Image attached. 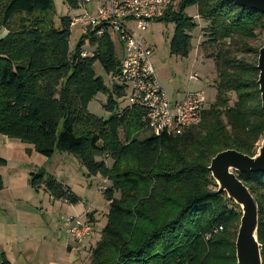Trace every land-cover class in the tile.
I'll list each match as a JSON object with an SVG mask.
<instances>
[{"label": "trees", "instance_id": "16d2710c", "mask_svg": "<svg viewBox=\"0 0 264 264\" xmlns=\"http://www.w3.org/2000/svg\"><path fill=\"white\" fill-rule=\"evenodd\" d=\"M64 1L78 7L77 0ZM191 6L208 22L203 43H223L212 56L215 99L200 123L181 134L141 138L147 128L142 109L118 104L125 88L118 82L120 57L108 29L96 35L84 28L71 48L73 17L55 23L52 0H0V29L5 30L0 37V135L31 144L46 157L69 153L89 176L99 174L110 183L103 192L109 205L106 223L88 264H237L241 211L225 193H217L208 165L225 149L252 156L264 136L256 60L237 57L225 44L226 39L255 38L264 13L232 0H180L155 20L174 25L172 55L187 57L191 50L196 24L185 15ZM95 63L114 81L111 87L96 74ZM99 92L106 96L107 119L88 111ZM230 93L236 98L232 104ZM5 163L0 157V165ZM238 177L258 205L264 264V172ZM29 183L56 199L80 200L43 170L30 174Z\"/></svg>", "mask_w": 264, "mask_h": 264}, {"label": "crops", "instance_id": "0c3cea01", "mask_svg": "<svg viewBox=\"0 0 264 264\" xmlns=\"http://www.w3.org/2000/svg\"><path fill=\"white\" fill-rule=\"evenodd\" d=\"M101 4L103 2L95 5V8ZM172 26L174 30V25ZM4 33L5 30L0 29V37ZM53 155L46 157L36 152L31 144L0 135V157L6 160L4 165H0L3 183L0 189V264L89 262L90 250L99 240L100 231L105 225L98 227L102 222L101 215L104 214L95 209L90 190L86 194L80 193L68 181L57 180L80 198L73 204L50 196L43 186L34 190L29 183L30 174L39 170L54 177L48 171ZM69 157L71 156L61 157L64 164L71 160ZM97 176L100 180L96 189L103 185L109 186L107 179ZM97 176L93 178L98 179ZM85 185L89 187L91 182L88 181L83 186ZM72 216L79 219L87 216L93 223L90 235L80 242L74 240L64 229L65 218Z\"/></svg>", "mask_w": 264, "mask_h": 264}, {"label": "rangeland", "instance_id": "374dc122", "mask_svg": "<svg viewBox=\"0 0 264 264\" xmlns=\"http://www.w3.org/2000/svg\"><path fill=\"white\" fill-rule=\"evenodd\" d=\"M106 1L108 0L78 1V7L72 9L66 5L64 0H52L53 20L55 23H58L63 16H69L72 18L84 12L93 13L97 9L95 8V5ZM185 15L191 17L192 21L196 24L194 29L190 32L191 50L187 57H180L169 53L168 46L173 33V23L163 20L153 21L145 32H138L133 26L132 28L137 35H142L145 41L153 46V67L161 85L168 93L170 99L175 101L183 98L187 92L202 91L206 102L205 108H207L208 105L213 103L216 95L215 60L212 56L216 54L221 46H223V43H203L208 36V22L197 15V9L195 6L188 7L185 10ZM194 15H196V18ZM83 30L84 28L79 24H72L70 27L71 47L75 46L79 37L84 33ZM110 33L116 52L121 59V45L118 42L116 35L112 32ZM255 34L256 36L253 39H235L234 41L226 39L225 44L226 46H229L232 53L236 54L237 57L255 59L257 63L258 50L264 44V25L256 29ZM94 70L96 74L103 77L107 86H112L114 81L109 75H106L102 71L98 63L94 64ZM235 100V94L230 93L229 104H232ZM105 102L106 96L101 92L97 93L87 105L89 113L99 118H109L110 113L103 108ZM118 104L120 107L128 105L125 96L123 99H118ZM150 134L151 131L147 127L144 131L139 133V137L142 138ZM64 155L71 156L69 157L71 160L65 164L63 163L64 160L61 158ZM73 157L74 156L69 153L56 152L52 157L50 166H48V171L54 175L56 180L68 181L73 189L80 193L86 194L90 190L91 198L94 200L95 209H97L98 213L104 214L101 215L102 222L98 224V227L101 224L104 225L106 222V215L109 211V205L103 197V193L95 188L97 182L100 180V177L97 176L99 174L89 176L86 169L79 166L77 163L76 160L78 159L75 160V157ZM106 163L110 165L111 160L106 159ZM95 176H97L98 179L93 178ZM88 181L91 182V185L89 187H87V185L83 186ZM118 195V193L115 194L116 197ZM83 219H85V217Z\"/></svg>", "mask_w": 264, "mask_h": 264}, {"label": "built area", "instance_id": "2783aa9c", "mask_svg": "<svg viewBox=\"0 0 264 264\" xmlns=\"http://www.w3.org/2000/svg\"><path fill=\"white\" fill-rule=\"evenodd\" d=\"M90 1V0H77ZM180 0H108L95 12H84L72 18L71 24L89 27L96 35L105 29L116 35L121 45L118 82L125 88L129 106L140 107L143 120L151 134H181L189 126L200 123L205 109L202 91L187 92L183 98L171 100L161 85L152 63L153 46L138 32H145L149 25L174 9ZM133 26V28H132ZM87 54L86 51L82 55ZM104 192L105 186H99ZM65 231L80 242L93 230L89 218L66 217Z\"/></svg>", "mask_w": 264, "mask_h": 264}, {"label": "water", "instance_id": "95a60500", "mask_svg": "<svg viewBox=\"0 0 264 264\" xmlns=\"http://www.w3.org/2000/svg\"><path fill=\"white\" fill-rule=\"evenodd\" d=\"M232 1L241 7L264 13V0ZM256 68L260 102L264 111V44L258 50ZM208 170L217 185V193H225L241 211L235 237L237 264H262V246L257 238L258 205L238 173L264 172V136L252 156L234 149H225L210 159Z\"/></svg>", "mask_w": 264, "mask_h": 264}]
</instances>
